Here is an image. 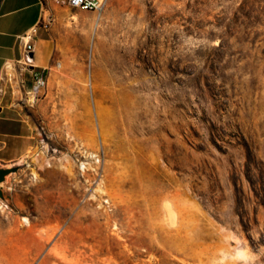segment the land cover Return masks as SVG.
I'll return each instance as SVG.
<instances>
[{"label":"rangeland","instance_id":"374dc122","mask_svg":"<svg viewBox=\"0 0 264 264\" xmlns=\"http://www.w3.org/2000/svg\"><path fill=\"white\" fill-rule=\"evenodd\" d=\"M42 1L0 264H264V0Z\"/></svg>","mask_w":264,"mask_h":264},{"label":"crops","instance_id":"0c3cea01","mask_svg":"<svg viewBox=\"0 0 264 264\" xmlns=\"http://www.w3.org/2000/svg\"><path fill=\"white\" fill-rule=\"evenodd\" d=\"M44 17L42 0H0V169L23 159L37 143V125L23 104L26 91L22 62V38L36 28L32 58L38 68H45L52 58L54 47L41 28ZM11 64L12 72L4 76Z\"/></svg>","mask_w":264,"mask_h":264},{"label":"built area","instance_id":"2783aa9c","mask_svg":"<svg viewBox=\"0 0 264 264\" xmlns=\"http://www.w3.org/2000/svg\"><path fill=\"white\" fill-rule=\"evenodd\" d=\"M69 6L73 8H78L85 12H100L102 10L103 1L102 0H64ZM36 34V28H33L29 33H27L23 38V49H24V60L31 61L34 51L33 40ZM29 69L32 78L31 89L26 91L28 93L35 94L37 96L42 93L48 85L49 76L51 74V67L38 68L33 64L24 65Z\"/></svg>","mask_w":264,"mask_h":264},{"label":"bare ground","instance_id":"6f19581e","mask_svg":"<svg viewBox=\"0 0 264 264\" xmlns=\"http://www.w3.org/2000/svg\"><path fill=\"white\" fill-rule=\"evenodd\" d=\"M23 65H28V64H33V65H38V62L35 58H32L31 61L24 60L22 62ZM57 67H60V64L56 65ZM12 72V66L11 64H7L5 69H4V76L9 75ZM27 101L30 103H35L36 102V96L33 93H28L26 95ZM31 151V150H30ZM29 151V152H30ZM28 152V154H29ZM33 156V155H32ZM27 157V156H26ZM4 184V178L0 175V187Z\"/></svg>","mask_w":264,"mask_h":264},{"label":"water","instance_id":"95a60500","mask_svg":"<svg viewBox=\"0 0 264 264\" xmlns=\"http://www.w3.org/2000/svg\"><path fill=\"white\" fill-rule=\"evenodd\" d=\"M0 175L2 176V173L0 172ZM3 177V176H2Z\"/></svg>","mask_w":264,"mask_h":264}]
</instances>
